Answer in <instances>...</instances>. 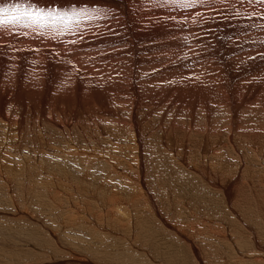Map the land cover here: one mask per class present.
<instances>
[{"label": "bare ground", "instance_id": "obj_1", "mask_svg": "<svg viewBox=\"0 0 264 264\" xmlns=\"http://www.w3.org/2000/svg\"><path fill=\"white\" fill-rule=\"evenodd\" d=\"M12 6L40 13L38 19L23 17L16 23L0 24V199L6 201V206L12 205L4 208L11 212L12 221L26 225L22 224L24 233L18 232L19 226L18 230L15 229L20 239L26 235L39 239L36 235L37 222L41 226L44 220L51 219L50 222L53 224L54 221L56 226L50 224L49 228L54 226L55 229L47 227L48 233L46 230L45 233L57 245L62 238L59 236L65 233L71 234V238L72 234L88 233L91 237L96 235L100 238L101 241L94 236L101 242L96 246L103 250L102 240L103 244L110 240L118 244L117 241L124 240L121 233L126 236L128 232V240L140 234L149 236L146 240L153 243V246L149 245L151 253L158 248H174L179 253L181 244L179 249L169 242L170 238L168 241L164 238L174 234V239L181 237L182 244H187L193 260H201L199 244L195 239L204 236L197 234L194 239L193 235L203 219L200 222V216L191 214L197 196L193 200L189 197L192 211L186 209L190 201L188 198V202L185 198L171 199L173 214L184 209L190 212L191 215L183 211H186V217H191L188 224L166 220L167 216L163 217L148 179L142 177L147 172L146 152L150 150L161 156L160 162L174 175L172 181L177 190L188 189L190 194H195L198 190L193 183L204 184L208 189L204 194H217L223 205L221 208L229 212L227 216H231L237 227L235 234L230 230L232 226L227 228L228 234L222 224H216L213 219L207 222L206 219L205 223H201L209 236H206V241L214 239L220 245L227 241L230 242L228 247L234 242L239 247L247 244L246 250L250 253L252 247L260 248V236L264 240V202L261 199L264 197V155L260 151L257 153L258 150L252 151L254 154L248 162L240 154V149L234 150V147L237 148L232 139L240 132L248 136L254 134L249 127L246 130L238 127L243 120H240L241 112L250 115L257 107L261 110L264 134V0H0V7L10 11ZM213 104L224 108L222 111L227 116L224 118L227 119L225 122L228 121L229 134L224 137L225 146L206 148L207 138L217 137L211 126L198 131L193 126L195 123L191 122L189 132L184 131L182 126L179 130L173 119L180 111H186L192 118L196 109L199 112L203 109L208 116ZM143 109L146 111L142 112ZM151 109L157 112L155 114L160 119L165 117L166 112H170L173 118L168 126L160 127L158 135L152 128L149 129V124L143 123V119L151 114ZM76 114H85L90 118L102 114L106 118V122L97 120V123L87 124V144L84 145L78 144L77 137L84 138L79 123L72 124L77 121ZM38 115L51 131L46 135L43 130L35 131L36 134L22 141L21 134L27 126L25 118H35L38 122ZM73 116H76L74 121L70 120ZM243 123L246 122L243 120ZM90 125L94 128L91 129ZM261 126L258 127L261 129ZM178 130L182 134L180 137L187 139L188 146L183 143L173 146L172 136ZM191 131L202 138L197 135L201 139L195 142ZM188 133L191 135L187 136ZM239 140L241 144L242 139ZM222 149L232 157L218 152ZM232 162L236 172L228 170ZM73 166L80 169H73ZM158 178L161 181L157 184L160 185L164 182L161 174ZM184 182L189 184L188 188ZM13 184L19 185L21 190ZM172 191L173 194L176 192L175 189ZM231 193L233 197H228ZM177 195L182 196L179 192L175 193ZM93 203L104 204L106 209H100L103 213H94L89 209ZM245 214L252 215L247 217H252L253 224L241 221L240 217ZM209 216L206 217L209 219ZM157 237L165 240L159 247L156 245L160 242L155 243ZM106 239L110 240L106 242ZM12 242L14 239L10 244ZM137 242L134 245H138ZM143 243L145 249L149 247ZM108 246L113 247V244ZM89 247L94 248L90 243ZM99 250L98 254L103 253ZM92 252L91 255L97 254ZM110 253L108 256L103 254L106 256L103 258L121 261L119 253ZM224 253L227 255V251L224 250ZM178 257V262L174 264H183L182 256ZM75 259L78 263L81 260ZM263 260L262 257L254 258V263L264 264Z\"/></svg>", "mask_w": 264, "mask_h": 264}, {"label": "rangeland", "instance_id": "obj_2", "mask_svg": "<svg viewBox=\"0 0 264 264\" xmlns=\"http://www.w3.org/2000/svg\"><path fill=\"white\" fill-rule=\"evenodd\" d=\"M214 107V108H213ZM220 107V108H219ZM160 108V106H158L157 107V109H159ZM211 108L212 109H210L209 111L211 112V115H210V112L208 113V116L207 115H205V111L203 110V109H199L200 110V112L198 111V109H196L197 111L194 113V117H192V118H190V116H189V114L188 113H186V111L185 112H181L180 111V115L179 114H177V116L173 119V118H171V115H170V112H166V115H165V117H162L161 119L160 118H158V116H156V114L155 113H157V112H153L152 111V109H151V114L149 115V116H146L143 120H144V124H149V126H150V128L149 129H153L154 131H155V135H158L159 133L158 132H160V127L163 125V126H168L169 125V123L168 122H171V120L173 119L175 122H176V124H178L179 125V130L181 129L180 128V126H182V128L184 129V131H189V128H188V125H190L191 124V122H192V124L193 123H197V125H195V124H193V126H194V128H196L198 131H200V129L202 130V127H209V126H211V128H213V129H211V128H209V129H211V131L212 132H214L215 133V136H217V137H211V136H209L208 138H207V141L209 142V144L207 143V141H205V145H206V148H209V146H214L215 148L217 147V148H219L221 145H224V143H226L225 142V139H224V137L225 138H227V135L226 134H229V130H227L228 129V121H226L225 122V120H227V119H225L226 117H225V113H223L224 111H222V109L224 110V108L222 107V106H220L219 104H213L212 106H211ZM217 108H219L218 110H217ZM251 109V108H250ZM259 108L257 107L256 109L255 108H253L252 110V114H250V115H245V114H242V112H241V114H240V120H242V118H243V120L246 122V123H243V120L241 121V123H240V127H238L239 129H244V130H246V127H249L248 129H250L254 134H252V136H248V135H243L242 134V132H240V133H236L234 136V138H233V136H232V142H233V145L234 146H236V148L237 149H235V147H234V150H239L240 151V154L244 157V158H247V160L246 161H248L249 162V159H250V156L252 157V155L254 154V152L252 153V151H255L256 152V150H258L257 151V153L259 152L260 154H262V155H264V134H263V132H262V129H263V123H262V118H261V115H260V113H261V110H258ZM203 110V111H202ZM222 112H221V111ZM246 110V109H245ZM245 110H243V113H245ZM255 110V111H254ZM259 111V113H257V111ZM144 111H146V110H142V112H144ZM157 111V110H156ZM216 111H217V113H216ZM215 113V114H214ZM220 113V114H219ZM246 113H248V112H246ZM255 113H257L258 115V117L257 116H254V114ZM144 114V113H143ZM196 114V115H195ZM223 114V115H222ZM210 115V116H209ZM215 115H216V117H215ZM256 115V114H255ZM76 116H78L76 119H75V117ZM76 116L74 117H71L72 119H70V120H72V121H74V119L75 120H77L76 122L74 121V122H72V121H70V122H72V124L73 123H79V125H80V129L84 132V138H83V140H81V138L79 139V136L77 137V139H78V144L79 145H84V144H87V124L88 123H97L98 121L97 120H101V122H103L104 120H105V122H106V118L101 114V115H95L94 117L92 116L91 118L90 117H87V115H85L84 114V116L81 114H76ZM79 116H81L80 118H79ZM141 116V113H139V117ZM184 116V117H183ZM186 116V117H185ZM200 116V117H199ZM209 118H207V117ZM220 116V117H219ZM243 116V117H242ZM248 116H250L251 118H249ZM84 117V118H83ZM98 117V118H97ZM170 117V118H169ZM221 117H223V118H221ZM225 117V118H224ZM30 120H29V119ZM207 118V119H206ZM220 118H221V120H220ZM248 120H247V119ZM255 120H254V119ZM194 119V120H193ZM203 119V120H202ZM42 120H43V118L42 117H40V115H38V122L36 121V119L35 118H33V120H32V118H30V117H26L25 118V124L27 125H25L26 127L23 129V133L21 134V140L23 141L24 139H27L28 138V136H30V135H34L33 133H35V131L37 132V131H44L45 133H44V135H46L47 134V132L50 130L51 131V129H50V126L48 125V127H46L47 126V124L45 123V122H43L42 123ZM157 120H159V121H157ZM160 120H162V121H160ZM206 120V121H205ZM217 120V121H216ZM252 120H254V124L252 123ZM33 121V122H32ZM36 121V122H35ZM40 121V122H39ZM207 122V124L205 123V122ZM250 121V124H251V127L249 126L250 124L248 123ZM256 121H258L257 123H256ZM29 122V123H28ZM160 122H162V123H160ZM188 122H189V124H188ZM210 122H212V124L210 123ZM39 123V124H38ZM91 123V124H92ZM158 123V124H157ZM204 123V124H203ZM224 124V126L222 125V124ZM225 123H227V124H225ZM249 125H248V124ZM40 124H41V126H40ZM175 124V125H176ZM245 126H244V125ZM255 124H256V126H255ZM260 124V125H259ZM30 125V126H29ZM35 125V126H34ZM159 125V126H158ZM242 125V126H241ZM256 127H254V126ZM262 125V126H261ZM34 126V127H33ZM225 126H227V128H224ZM245 128H244V127ZM261 126L262 128L260 129L259 127ZM29 127V128H28ZM30 127H32V128H30ZM36 127V128H35ZM217 127H219L220 128V130L222 129V131H218V129L219 128H217ZM41 128V129H40ZM47 128V130H45ZM71 128H73V126L71 127ZM90 128L92 129V128H94V126H91L90 125ZM188 128V129H187ZM217 128V129H216ZM258 128V129H257ZM158 129V130H157ZM247 129V130H248ZM253 129V130H252ZM255 129H257V130H255ZM259 129L261 130V131H259ZM32 130V131H31ZM177 131V132H175L174 134H176L175 136H172V141H173V146L174 145H176V143H183L184 145H186V146H188V143H186L187 142V139L185 140H183V138H181L180 136H182V134H181V132L180 131ZM216 130V131H215ZM255 130V131H254ZM42 131V132H43ZM158 131V132H157ZM228 131V132H227ZM257 131V132H256ZM52 132H54L53 130H52ZM141 132H142V130H141ZM190 132V131H189ZM192 132H194V131H191V134H192ZM226 132V133H225ZM258 132H259V134H258ZM263 134V136H262V134ZM36 134V133H35ZM191 134H189L188 133V135L187 136H189V135H191ZM241 135V136H239V135ZM258 134V135H257ZM24 135H26V136H24ZM69 135H71V134H69ZM78 135H81L80 133L78 134ZM193 136V139H194V141L196 142V140H199V139H201L202 137L200 136V134H198V133H194V134H192ZM200 136L201 138H198V136ZM221 135V136H220ZM243 135V136H242ZM23 136V137H22ZM72 136H74V133L72 132ZM186 136V137H187ZM195 136V137H194ZM220 136V137H219ZM239 136V138L240 139H242V145L240 144V142H241V140H239V138H237V140H235L236 139V137H238ZM244 136H245V138H244ZM246 136H248L247 138H246ZM262 138H261V137ZM27 137V138H26ZM155 137H157V136H155ZM219 137V138H218ZM242 137V138H241ZM256 137V138H255ZM169 138V137H168ZM197 138V139H196ZM253 138H255V139H253ZM263 139V140H262ZM236 141V143L237 144H234L235 142L234 141ZM240 142H239V141ZM246 140H248V142L246 141ZM250 140V141H249ZM254 142H253V141ZM169 141V139H167V142ZM177 141H179V142H177ZM220 141V142H219ZM244 141V142H243ZM252 141V142H251ZM260 141V142H259ZM262 141V142H261ZM250 142V143H249ZM186 143V144H185ZM247 144V145H246ZM204 146V145H203ZM225 146V145H224ZM224 146H222V147H224ZM245 146V147H244ZM256 146V147H255ZM221 147V148H222ZM240 147V148H239ZM225 148V147H224ZM256 148V149H255ZM205 149V148H204ZM226 149V148H225ZM224 149V150H225ZM252 149H254V150H252ZM227 151H230V149H226ZM225 150V151H226ZM261 150H263V151H261ZM223 152V149L222 150H218V152ZM223 152V154L225 153L226 155L227 154H230V153H228L227 151L226 152ZM146 153H148V157H147V162H148V166L145 168V170H147V172L145 171L144 173H143V175H142V177L143 178H147L148 179V181H149V185H150V188L152 189V191H154L153 193H154V196H157V198H155L156 199V201H157V203H158V205L160 206V210H161V212L163 213V217L164 218H166V216H167V218H166V220H168L169 222H171L170 220L172 219V222H175V223H177L178 221V223H180V222H185V223H189L191 220H189L190 218L189 217H186L185 215L188 213L189 215H191V214H194V215H196V216H200V218L198 217V220L200 221V219H203V221L204 220H206L207 222H210V221H208V220H210V219H213L214 221H215V223L216 224H222L223 226H221L222 228L224 227V228H226L225 230V232H227L228 234H229V231H228V229H229V225L230 226H232V227H230V230H231V232H232V234H235V230H237V227H236V225L234 224L235 222H233V220L232 219H230L231 218V216H229V214H228V216H227V213H229V212H227L226 210H225V208H221V207H223V205H222V203H221V201H220V199H219V196L217 195V194H207V193H205L204 194V192H206L208 189L204 186V184H200V183H196L195 181H192V183L193 182H195V183H193V187H196L197 188V190L199 191V190H202V191H197V192H195V194H194V192H191V194L189 193V191H188V189H187V191H185L184 189H180V191H178L177 189H176V187H177V185L173 182L174 181V175L173 174H171L170 173V170H169V168L166 166V165H164L162 162H160L161 161V156L159 157V155H157V154H155V153H152L150 150H149V152H146ZM256 153V154H257ZM222 154V155H223ZM224 154V155H225ZM244 154V155H243ZM225 155V156H226ZM246 156V157H245ZM160 159H159V158ZM230 157H232V154H230ZM249 158V159H248ZM153 159V160H152ZM156 160V161H155ZM158 160V161H157ZM235 160V159H234ZM155 161V162H154ZM160 162V163H159ZM229 163V162H228ZM227 163V164H228ZM157 164V165H156ZM159 165V166H158ZM229 165V164H228ZM158 166V167H157ZM157 168H158V170H157ZM231 170H230V169ZM73 169H80V168H78L77 166H73ZM236 167H235V164L232 162L230 165H229V167H228V170H230V172H236ZM155 170V171H154ZM157 173V174H156ZM160 174H161V178H162V181H164V182H162L163 183V185H162V183L160 182V185H162V186H160V185H158L157 183H159V180H160V178H158V177H160ZM170 174V175H169ZM231 174H234V173H231ZM238 174V173H237ZM155 176V177H154ZM157 180V181H156ZM169 180H171V181H169ZM173 180V181H172ZM161 181V180H160ZM188 181V180H187ZM172 182V183H171ZM190 181H188L187 183H189ZM166 183V184H165ZM171 184V185H169V184ZM185 183V185L187 186V188H188V185L190 184H188L187 185V183L186 182H184ZM198 184H200L201 186H204V188H202L200 185V187H199V189H198ZM14 185V184H13ZM165 185H168V186H166L165 187ZM192 185V184H191ZM197 185V186H196ZM165 187V193L166 194H164V192H163V190H164V187ZM171 186V190H170V187ZM14 187L15 188H17V190H21V188H20V186L19 185H17V184H15L14 185ZM161 187V188H160ZM169 188V189H168ZM162 189V190H161ZM166 189H168V190H170L171 192H173L172 191V189H175L176 190V192L175 193H177L178 194V192H179V194H182V196L180 195V197H179V195H177V196H175V193L173 194V193H171L170 191L168 192V190H166ZM156 190V191H155ZM167 191V192H166ZM1 192V191H0ZM181 192V193H180ZM185 192H186V194H185ZM188 192V193H187ZM202 192H203V196L205 197V198H207V199H205L204 197H202ZM159 193V194H158ZM173 194V195H171V194ZM185 194V196H184V194ZM201 195H199V194ZM158 194V195H157ZM167 194H168V196H167ZM171 195V198L169 199V196ZM188 195V196H187ZM190 195V196H189ZM195 195L198 197H196L195 198ZM206 195V196H205ZM212 196V197H211ZM252 195H250V197H251ZM163 197V198H162ZM166 197H168V198H166ZM175 198V200L176 199H182V198H185V199H189V197H190V199L191 200H193L194 198V201H193V203H194V205L196 206H192L193 204L191 203V200L189 201L188 199H187V202H188V205H187V210H189V209H191L192 207H193V212H191V214H190V212L189 211H192V209L191 210H189V211H187L186 209H184V210H186L187 211V213H185V212H183V211H180V212H178L179 213V215H178V213H176V215L175 214H173L174 213V211H173V209H172V198ZM192 197V198H191ZM203 198L202 200H200L199 201V198ZM228 197H233V195H232V193H231V195H228ZM170 201H169V200ZM211 199H212V201H211ZM261 199H262V201L264 202V197H261ZM196 200V201H195ZM204 200H206V201H204ZM217 203H215L214 201ZM207 201H208V206H207ZM2 202H4L2 199H0V264H87V263H89V264H128V262H130L129 264H131V262H135V263H137V261H142V263L143 264H174L175 262H178V260H179V257L177 258V256H182V258H180V259H183V264H238V263H240V264H242V262H243V264H246V262L249 264H255L254 263V258H261L262 257V259L264 258V250L262 251V248L264 249V240H263V237L262 236H260V240H259V246H260V248L259 249H256V248H253L252 246H250V248L252 249V254L249 252V251H247L246 250V248H248V246L249 245H245V246H243V247H239L238 245H236V243L234 242V243H231L230 244V247H228V245H229V243L230 242H227V241H224V245L222 244V245H220V244H217L215 241H214V239L213 240H211L210 239V241H206L207 239H206V236L207 237H209L208 235H206L205 233H206V227H204V226H201L202 224L201 223H205V221L203 222H199L197 219V221L200 223V224H198L197 226V228H198V231L197 232H199V233H197L196 232V234L195 235H193L192 237L195 239V236H196V238L198 237V236H204L203 238L201 237H199L200 239L199 240H201V241H199L198 240V238L197 239H195V241L197 240L198 242V244H199V250H200V256H201V260H193V257L192 256H190L191 254H190V252H189V249L186 247V243L185 244H182V239H181V237L178 239L177 238V240L176 239H174L175 237H173L174 236V234H172L173 236H170L171 234H168V238L167 237H164L166 240L167 239H169V240H171V241H169V242H171L172 244H174V245H176L179 249H180V247H182L180 250H179V253L177 252V250H175L174 248H172V250H167V249H165V248H158V250L156 251L155 249H154V252L153 253H151V247L150 246H153V243H151L150 242V240L148 239V240H146L147 239V237H149V236H145L144 234H140V235H137V236H140V238L139 237H134V239H136V241H134V239L132 238V239H130V240H128L127 239V235L129 234L128 232H127V234H126V236H125V234H123V233H121V236L122 237H124L123 239V241H125V242H127V243H125V242H123V241H117L118 242V244L116 243V242H113L112 240H110V239H106V242H108V240H110L109 242H110V244H108V243H105V241H104V244H103V240H102V244H101V246L102 247H105V248H103V250H102V248H100V247H98L99 245H100V238L99 237H97L96 235H94V234H92V235H94L98 240H100V241H98L97 239H94L95 237L93 236V237H91V236H89V234L88 233H85V234H79V236H77L78 234H75V235H73L72 234V238H71V234L69 235V234H66L65 233V230H63V233H65L64 235H62V236H59V237H62L61 239H59V241H60V243L58 242V245L54 242V240L51 238V236L50 237H48L49 235H46V231H47V227L49 228L50 227V224H52L51 222V219H47V220H50V221H45L44 219V221H43V223H41V226L39 225L40 223L39 222H37L38 223V229H37V232H36V235H39V239L37 238V237H31L30 238V236H28V235H26L25 237H21L22 239H20L19 238V235L17 234V231L16 230H18V232L19 233H24V231L22 232V228H23V225H24V227L26 226L25 224H23V222H21L20 224L22 225H19V224H17L16 222L14 223V221H12V217L9 215V213H11V212H7V211H5L4 210V208L6 209L7 208V206H9V207H11L12 205L10 204V205H8L7 204V206L5 205L6 203V201L4 202V203H2ZM199 202V203H198ZM203 202H205L204 204H203ZM212 202V203H211ZM218 202H219V204H218ZM229 202H230V200H229ZM164 203V204H163ZM191 203V204H190ZM201 203V204H200ZM214 203V204H213ZM199 204H200V206H202V207H204V208H202V207H200L199 206ZM204 205V206H203ZM209 205H210V207H209ZM215 207H214V206ZM192 206V207H191ZM199 206V207H198ZM206 206V207H205ZM218 206H220V207H218ZM100 207V208H99ZM215 208V210H214V208ZM3 208V209H2ZM91 208V209H90ZM213 208V209H212ZM219 208H221L222 210L220 211L219 210ZM89 209H90V211H92V212H98V214L99 213H101L102 212V210H104V209H106V206H104V204H92L90 207H89ZM100 209H102V210H100ZM177 209V208H176ZM200 209V210H199ZM210 209V210H209ZM170 210V211H169ZM178 210V209H177ZM199 211V213H197L198 211ZM218 210V211H217ZM100 211V212H99ZM209 211H211V212H209ZM217 212V213H215V212ZM219 211H220V213H222V211L224 212V211H226V213H222V214H220L219 213ZM208 214H207V213ZM103 213V212H102ZM184 213V214H183ZM207 215H206V214ZM211 213V214H210ZM212 213H214V215L216 214V215H218V216H214ZM173 214V215H172ZM224 214H226V215H224ZM182 215H184V216H182ZM202 215V216H201ZM209 215H211L212 216V218H211V216H209ZM220 215H222V217L220 216ZM176 216V217H175ZM209 216L210 218L208 219L207 217ZM219 216L221 217L220 219H219ZM247 216H252V215H247V214H245V215H243L242 217H240L241 218V221H246L247 223L246 224H251L252 223V221H253V219H252V217H247ZM185 217V218H184ZM203 217V218H202ZM206 217V218H205ZM224 217H226L227 218V220H226V218H224ZM175 218H176V220H175ZM178 218V219H177ZM186 218H188L187 220H186ZM205 218V219H204ZM215 218V219H214ZM174 219V220H173ZM181 219H184L185 221H183V220H181ZM217 219V220H216ZM219 219V220H218ZM223 219V220H222ZM231 221H230V220ZM244 219V220H243ZM248 219H251V220H249L248 221ZM177 221V222H176ZM189 221V222H188ZM228 221V222H227ZM49 223L48 225L46 224V223ZM198 222H196V223H198ZM230 222V223H229ZM233 222V223H232ZM53 224L56 226V223L53 221ZM52 224V225H53ZM253 224V223H252ZM51 225V226H52ZM215 225V224H214ZM226 225H227V227H226ZM234 225V226H233ZM20 228H19V227ZM199 226H201V228L199 227ZM17 227H18V229H17ZM204 227V228H203ZM228 228V229H227ZM16 229V230H15ZM23 229H25V228H23ZM49 229H55V227L54 226H52L51 228H49ZM39 230V231H38ZM46 230V231H45ZM13 231V232H12ZM26 232V234H30V235H34V234H31V233H29L28 231H25ZM200 232H201V234H200ZM202 232H204V233H202ZM239 232V231H238ZM9 233V234H8ZM15 233V234H14ZM35 233V232H34ZM39 233V234H38ZM47 233H48V231H47ZM62 233V234H63ZM125 233V232H124ZM13 234H14V236H13ZM123 234V235H122ZM131 234V233H130ZM132 234L134 235V233L132 232ZM197 234H198V236H197ZM202 234H204V235H202ZM12 235V236H11ZM17 235V236H16ZM69 235V236H68ZM83 235V236H82ZM259 235H260V233H259ZM66 236V237H65ZM67 236H68V238H67ZM73 236H75L74 238H73ZM129 236V235H128ZM16 237H17V239H16ZM65 237V238H64ZM69 237L71 238V240L73 241V243L71 242V240H69ZM79 237V238H78ZM146 237V238H145ZM160 237H162V236H160ZM13 241V239H14V242H12V244H10L11 243V240ZM24 238V239H23ZM51 238V239H50ZM67 238V239H66ZM87 238V239H86ZM89 238H92V239H94L95 241H93L92 239H89ZM235 238L236 237H234V240H235ZM5 239V240H4ZM19 239V240H18ZM33 239V240H32ZM38 240L37 242L35 241V240ZM82 239V240H81ZM139 239H141V240H139ZM157 240H156V242L155 243H158V242H160V243H158L156 246L157 247H159V245L161 244V243H163L165 240L164 239H162L161 240V238H156ZM19 241V242H16V241ZM22 240V241H21ZM23 240H27V241H23ZM76 240H80V241H76ZM85 240V241H84ZM87 240V241H86ZM92 240V241H91ZM97 240V241H96ZM7 241V242H6ZM10 241V242H9ZM34 241V242H33ZM69 241V242H68ZM76 241V242H75ZM84 241V243H82ZM112 241V242H111ZM135 242V243H133V242ZM137 241H139V243L141 244H139ZM145 242L149 247H147L146 246V249H145V244L143 243V242ZM148 241V242H147ZM168 241V240H167ZM175 241V242H174ZM179 241V242H178ZM204 241V242H203ZM21 242V243H20ZM25 242H27L26 244H25ZM87 242H89L90 243V246H94V248H91V247H89V249H91V252H92V250H93V252L94 253H99V249H101L102 250V252L103 253H100V254H96V255H91L90 253V250L87 248L88 246H89V243H87ZM91 242H93V243H96V244H93L92 245V243ZM119 242H121V243H119ZM123 242V243H122ZM129 242H130V244H129ZM136 242H137V244L138 245H134V244H136ZM200 242H201V244H200ZM210 242H212V243H210ZM225 242H226V246H225ZM240 242V241H239ZM6 243V244H5ZM24 243V244H23ZM81 243H82V245H81ZM85 243H87L86 244V246L84 245ZM98 243V244H97ZM115 243V244H114ZM149 243H151V244H149ZM209 243V244H208ZM262 243V244H261ZM18 244V245H17ZM106 244V245H105ZM111 245V244H113V249H115V250H113V249H111V247L110 246H108V245ZM126 244H128V245H125ZM181 244V245H180ZM228 244V245H227ZM7 247V249L5 248V246ZM25 245V246H24ZM96 245H98V246H96ZM105 245V246H104ZM133 245V246H132ZM179 245H180V247H179ZM185 247V248H183V246ZM10 246H12V247H10ZM14 246V247H13ZM17 246V247H16ZM107 246V247H106ZM135 246V247H134ZM139 246H143V248L141 247V248H138ZM218 246V247H217ZM221 246V247H220ZM2 247H4L6 250H3L4 248H2ZM53 247V248H52ZM56 247V248H55ZM86 247V248H85ZM96 247H98L99 249V251L96 249ZM108 247H110V250H108L109 248ZM125 247V248H124ZM129 247V248H128ZM135 248V249H133V248ZM156 247V248H157ZM220 247V248H219ZM224 247V248H223ZM226 247V248H225ZM8 248L10 249V250H8ZM14 248V249H13ZM84 248V249H83ZM126 248H128V249H126ZM132 248V249H131ZM149 248V249H148ZM235 250H234V249ZM71 249V250H70ZM88 249V251H89V253H88V251H86ZM105 249H107V250H105ZM131 249V250H130ZM140 249V250H139ZM214 249H215V251H214ZM225 251H227V255L224 253L223 254V252H224V250ZM239 249V250H238ZM251 249H249L250 251H251ZM254 249V250H253ZM8 250V252H6ZM21 250V251H20ZM67 250V251H66ZM85 250V251H84ZM97 250V251H96ZM104 250H105V252H104ZM127 250H129V251H127ZM140 252H139V251ZM150 251V252H148V251ZM166 250V251H165ZM12 251V252H11ZM109 251V252H108ZM110 251L112 252V254L115 252H117V253H119V256L121 257V261H114L112 258H103V257H106V256H108L109 254H111L110 253ZM126 251H127V253H126ZM137 251V252H136ZM172 251V252H171ZM175 251V252H174ZM180 251H182V254H181V252ZM183 251H185V252H183ZM240 253H239V252ZM13 252H15V253H13ZM92 252V253H93ZM109 254H108V253ZM143 254H142V253ZM147 252V253H146ZM218 252L219 253H221V254H218ZM234 252H235V255H234ZM75 253V254H74ZM93 253V254H94ZM105 253H106V256H103V254L105 255ZM168 253H170V255H168ZM174 253V254H173ZM187 253V254H186ZM246 253H248L247 255H246ZM258 253H259V255H258ZM89 254V255H88ZM168 255V257H167V255ZM178 254V255H177ZM229 254V255H228ZM243 254H245L244 256H243ZM41 255V256H40ZM91 255V256H90ZM145 256V257H147V258H145V257H143V256ZM154 255V256H153ZM174 257H173V256ZM177 255V256H176ZM184 255V256H183ZM234 255V256H233ZM255 255V256H254ZM72 256L74 257V259L72 258ZM94 256V257H93ZM137 256H139V257H137ZM158 256V257H157ZM187 256V257H186ZM212 256V257H211ZM239 256H242V258L241 257H239ZM248 258H247V257ZM260 256V257H259ZM96 257V258H95ZM142 257H143V260H142ZM151 257V258H150ZM176 257V258H175ZM219 257V258H218ZM251 257V258H250ZM75 258H79V259H81L80 261H79V263H78V260H76ZM167 258V259H166ZM188 258V259H187ZM230 258V259H229ZM249 259V261H247V259ZM162 259V260H161ZM228 259V260H227ZM237 260L236 262H235V260ZM250 259H252L251 260V262H250ZM72 261V262H70V261ZM85 260V261H84ZM90 260V261H89ZM192 260V261H191ZM222 260V261H221ZM246 260V261H245ZM88 261V262H87ZM189 261V262H188ZM231 261V262H230ZM239 261H241V262H239ZM264 261V260H263ZM145 262V263H144ZM149 262V263H148ZM165 262V263H164ZM228 262V263H227ZM238 262V263H237ZM140 264H142L141 262H139ZM139 263H137V264H139Z\"/></svg>", "mask_w": 264, "mask_h": 264}, {"label": "snow or ice", "instance_id": "obj_3", "mask_svg": "<svg viewBox=\"0 0 264 264\" xmlns=\"http://www.w3.org/2000/svg\"><path fill=\"white\" fill-rule=\"evenodd\" d=\"M39 12H30L27 8L21 9L19 6H12L11 10H6L0 7V24L16 23L23 17H36L39 18Z\"/></svg>", "mask_w": 264, "mask_h": 264}]
</instances>
